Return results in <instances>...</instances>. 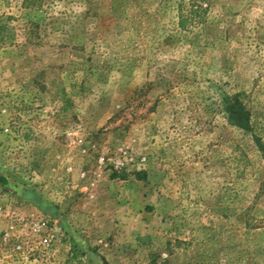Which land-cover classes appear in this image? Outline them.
<instances>
[{"label":"rangeland","instance_id":"rangeland-1","mask_svg":"<svg viewBox=\"0 0 264 264\" xmlns=\"http://www.w3.org/2000/svg\"><path fill=\"white\" fill-rule=\"evenodd\" d=\"M258 142L264 0H0V264H264Z\"/></svg>","mask_w":264,"mask_h":264},{"label":"trees","instance_id":"trees-1","mask_svg":"<svg viewBox=\"0 0 264 264\" xmlns=\"http://www.w3.org/2000/svg\"><path fill=\"white\" fill-rule=\"evenodd\" d=\"M234 97H235V103L229 104V106H227L229 112V118L234 124L242 128L250 129L251 128L250 112L246 110L243 102L240 99L239 94L234 95ZM258 146L260 147L261 150H264V145L261 142H258Z\"/></svg>","mask_w":264,"mask_h":264}]
</instances>
